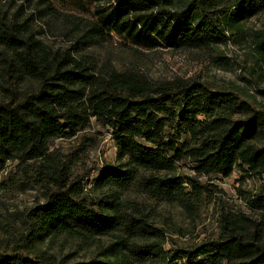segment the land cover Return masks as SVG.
Here are the masks:
<instances>
[{"label":"trees","instance_id":"trees-1","mask_svg":"<svg viewBox=\"0 0 264 264\" xmlns=\"http://www.w3.org/2000/svg\"><path fill=\"white\" fill-rule=\"evenodd\" d=\"M56 1L93 18L77 44L115 38L149 51L209 49L264 13V0ZM44 11L56 14L50 4ZM20 18L0 11V64L15 82L37 86L18 102H0V172L8 162L35 163L47 196L25 214L27 233L0 252V264H69L72 257L44 248L59 237L95 248L89 261L72 264H264V188L245 198L251 215L222 213L216 239L170 249L166 230L118 194L137 186L146 198L193 216L219 193L201 179L236 170L264 178V110L238 91L197 80L151 83L132 72L98 71L77 47L50 51ZM252 43L264 59V30ZM90 120L111 132L117 154L89 183L95 199L84 194V179L73 177L76 159L49 152L52 141L71 139ZM181 166L193 175L177 173Z\"/></svg>","mask_w":264,"mask_h":264},{"label":"rangeland","instance_id":"rangeland-1","mask_svg":"<svg viewBox=\"0 0 264 264\" xmlns=\"http://www.w3.org/2000/svg\"><path fill=\"white\" fill-rule=\"evenodd\" d=\"M47 4L56 9V14L51 16L44 11ZM0 11L6 12L10 18L20 15V21L28 20L35 38L52 52L79 48L80 55H89L98 71L132 72L151 83L197 80L213 90L238 91L248 103L264 110V59L259 58L252 43V35L264 30V13L243 24L241 34L235 31L227 33L225 42L209 49L171 51L159 48L149 51L124 46L115 38L95 47H88L87 42L77 44V41H85L83 34L93 18L56 0H0ZM73 55L76 54L73 52ZM36 86L27 79L15 82L0 64V102H18L25 94L34 92ZM49 152L76 159L72 167L73 177L84 179V194H89L92 199L98 193L91 191L89 183L99 176L103 165H115L117 162L111 132L93 120L71 139L52 141ZM35 167V163L22 167L13 161L0 172V252H9L19 245V234L27 233L25 214L46 202L47 190L40 186V176L34 171ZM177 173L193 175L187 166L179 167ZM201 181L214 184L219 193L193 216H188L178 206L146 198L137 186L128 191L119 190L118 194L120 199L137 204L155 224L166 230L165 249L192 248L218 237L223 212L241 211L251 215L246 209L245 198L264 188V178L246 177L237 170L228 178L214 177ZM101 242L106 243V239ZM45 247L53 255L65 256L64 260L72 257L69 264L87 262L95 254V248L82 250L83 245L63 237L49 240Z\"/></svg>","mask_w":264,"mask_h":264}]
</instances>
